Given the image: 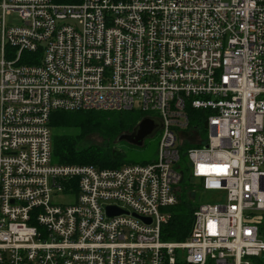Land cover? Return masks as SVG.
<instances>
[{
  "label": "built area",
  "instance_id": "1",
  "mask_svg": "<svg viewBox=\"0 0 264 264\" xmlns=\"http://www.w3.org/2000/svg\"><path fill=\"white\" fill-rule=\"evenodd\" d=\"M135 110L153 161L52 162L53 112ZM181 188L214 203L163 242ZM263 238L264 0H0V264H254Z\"/></svg>",
  "mask_w": 264,
  "mask_h": 264
},
{
  "label": "trees",
  "instance_id": "2",
  "mask_svg": "<svg viewBox=\"0 0 264 264\" xmlns=\"http://www.w3.org/2000/svg\"><path fill=\"white\" fill-rule=\"evenodd\" d=\"M56 2L75 4L80 0H56ZM145 117L146 115L141 120ZM138 123L127 127L121 117L110 112L55 111L51 114L49 123L52 130V162L57 165L93 166L98 169H115L130 164L123 159L122 152L115 149L113 142L125 132H131ZM67 130H70L71 133L64 132ZM93 133L108 140L107 145L84 144L83 139ZM185 184L182 183L181 187H184ZM181 189L183 191L184 188ZM195 197L191 194V198ZM196 205H193L192 200L186 195V191H183L178 204L167 208L171 218L161 229V241L183 242L187 238ZM252 262L264 264V254L258 258H252ZM176 264L186 263L178 256Z\"/></svg>",
  "mask_w": 264,
  "mask_h": 264
},
{
  "label": "rangeland",
  "instance_id": "3",
  "mask_svg": "<svg viewBox=\"0 0 264 264\" xmlns=\"http://www.w3.org/2000/svg\"><path fill=\"white\" fill-rule=\"evenodd\" d=\"M114 115H117L121 117L124 121L127 127L133 126V124H136L141 120V118L145 115L141 113L138 110L132 111V112H110ZM121 113V114H119ZM156 115V114H152ZM193 116H197V114L192 113ZM199 130L198 133L200 134L201 138L203 140L207 139L208 131L203 129L201 125H198ZM133 130V129H132ZM66 133H71L70 130L64 131ZM131 132H125V134H130ZM120 137V136H119ZM119 137L117 140H115L114 146L115 149L123 154V159L130 164H144L147 162H151L156 157V151L158 147V143L160 140V132H157L153 137L146 139L142 146H133L125 141H119ZM83 143L87 145H97V146H105L108 143V140L101 137L100 135L93 133L88 135L83 139ZM80 166V165H77ZM82 166V165H81ZM213 195H215L212 192L208 193H202L197 192L196 199L193 202V205L200 204V203H214L212 200ZM264 240V238H263Z\"/></svg>",
  "mask_w": 264,
  "mask_h": 264
},
{
  "label": "water",
  "instance_id": "4",
  "mask_svg": "<svg viewBox=\"0 0 264 264\" xmlns=\"http://www.w3.org/2000/svg\"><path fill=\"white\" fill-rule=\"evenodd\" d=\"M206 127V125H204ZM161 128V123L159 120L145 117L143 118L131 131L130 134H122L119 137V141H125L133 146H142L143 142L153 137ZM123 213L121 210L109 207L107 208V216L111 217L114 215H119ZM147 223L150 222L149 219L143 218Z\"/></svg>",
  "mask_w": 264,
  "mask_h": 264
}]
</instances>
